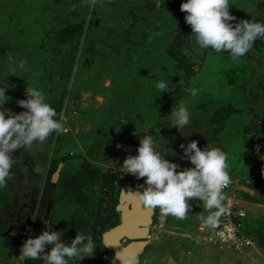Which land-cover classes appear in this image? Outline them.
<instances>
[{"label": "rangeland", "instance_id": "obj_1", "mask_svg": "<svg viewBox=\"0 0 264 264\" xmlns=\"http://www.w3.org/2000/svg\"><path fill=\"white\" fill-rule=\"evenodd\" d=\"M182 2L0 0V85L9 97L3 107L24 111L17 101L36 87L68 129L12 154V174L0 187V264H44L18 256L23 242L45 229L68 242L77 232L93 236L94 255L69 264H111L115 252L104 234L122 222L125 187L144 183L120 165L146 135L181 167L192 166L181 144L223 150L232 180L224 202H235L245 217L241 241L231 244L208 239L202 218L210 210L202 201H190L184 219L148 209L136 264H264V39L236 60L201 49ZM229 4L237 21L264 20V0ZM9 58L25 60L26 70L9 75ZM161 79L170 93L157 89ZM181 101L191 113L183 133L171 118Z\"/></svg>", "mask_w": 264, "mask_h": 264}, {"label": "clouds", "instance_id": "obj_2", "mask_svg": "<svg viewBox=\"0 0 264 264\" xmlns=\"http://www.w3.org/2000/svg\"><path fill=\"white\" fill-rule=\"evenodd\" d=\"M229 0H183L180 10L185 12V22L190 25L195 44L201 49L228 52L233 60L245 56L257 39H264V20L245 19L237 21L230 13ZM9 75H16L17 69L26 70V61L16 62L9 58ZM7 84L0 85V187L6 185L12 174V154L18 149H28L35 143L44 142L52 133L67 132L65 124L58 119L57 111L46 100L45 93L36 88L25 90V99L17 101L25 109L15 113L3 105L9 99ZM162 92L172 88L161 79L156 84ZM192 95L196 89H191ZM172 127L183 133L190 123L191 113L181 101L171 111ZM197 140L181 144L184 156L192 165L181 167L165 158L162 149L154 145L151 135L139 140L136 155H127L120 167L124 174H130L144 183L137 185L135 198L148 209H159L161 218L187 217L190 201L199 200L210 210L202 222L214 227L227 209L224 188L232 180L227 171L226 153L217 147L206 145L203 149ZM120 147V145H118ZM159 150V151H158ZM176 155V153H175ZM215 211H212V210ZM61 231L43 230L37 236H29L21 245L18 259H42L44 264H69L72 259L79 262L92 257L97 244L92 235L77 232L70 242L62 239ZM109 247V246H107ZM111 264H135L133 258H124L117 252Z\"/></svg>", "mask_w": 264, "mask_h": 264}, {"label": "bare ground", "instance_id": "obj_3", "mask_svg": "<svg viewBox=\"0 0 264 264\" xmlns=\"http://www.w3.org/2000/svg\"><path fill=\"white\" fill-rule=\"evenodd\" d=\"M56 179V177H55ZM130 189V191H129ZM136 188H132L131 186H126L124 191H123V196H122V200H123V204L124 206V217L126 220V226H124L121 231L119 230V232H124L127 234V237L129 239L133 238H139V237H146L148 234V226H149V222H150V211L148 210V208H146L145 206H143L134 196L133 192H135ZM126 204V206H125ZM128 206L131 208V206H133V209L131 211H129L127 208ZM140 228H142V230H140ZM118 231H116L115 233L110 235V241H112V243L115 245V240L117 239V233ZM141 233V234H140ZM121 244L123 245L122 241ZM143 244H145L144 242L140 245L143 246ZM137 244H132L130 248L124 250L123 252H121L122 257L124 258H133L134 256V251L137 249L136 247ZM123 246H127V245H123Z\"/></svg>", "mask_w": 264, "mask_h": 264}, {"label": "built area", "instance_id": "obj_4", "mask_svg": "<svg viewBox=\"0 0 264 264\" xmlns=\"http://www.w3.org/2000/svg\"><path fill=\"white\" fill-rule=\"evenodd\" d=\"M230 189V184L224 188V192ZM227 211L219 217L214 227L208 228V239L224 243L237 244L241 241L240 229L245 213L237 210V204L232 200L224 202Z\"/></svg>", "mask_w": 264, "mask_h": 264}, {"label": "water", "instance_id": "obj_5", "mask_svg": "<svg viewBox=\"0 0 264 264\" xmlns=\"http://www.w3.org/2000/svg\"><path fill=\"white\" fill-rule=\"evenodd\" d=\"M56 178L58 177V174H56V176H55ZM123 196V195H122ZM123 199V198H122ZM121 203L123 204V200L121 201ZM122 206H124V205H121V210H122V222H121V224L119 225V226H117V227H115V228H113L112 230H110V231H108L107 233H105L104 234V241H105V243H106V245L107 246H109L110 248H112L113 250H114V252H115V254L117 253V252H120V254H121V252H123L124 250H126V249H128V248H130L131 247V245L132 244H137L136 245V247H137V249L134 251V256H133V259L135 260V264H136V261H137V256H138V254L141 252V250L144 248V246H145V244H143V246H140L143 242H141V241H137V239L138 238H135L134 239V242H132L131 244H129V245H127L126 247L125 246H123L122 244H121V241H123L124 239H126V238H128L127 237V234L126 233H124V232H119V230L121 231V229L124 227V226H126V220H125V217H124V209H123V207ZM125 206H126V204H125ZM51 208V205H49L48 206V209H50ZM129 211H131L132 209H133V206H131V208L128 206V208H127ZM50 210H48V212H49ZM31 222H32V218L31 217H28L27 218V221H26V230H25V232H24V236H26V234H27V232H28V230L30 229V227H31ZM123 230V229H122ZM140 230H142V228H140ZM116 231H118L117 233V239L115 240V245L112 243V241H110L109 239H110V235L111 234H113V233H115ZM141 234V233H140ZM141 238H144V237H141ZM131 239H133V238H131ZM19 250V243L17 244V251ZM122 256V255H121Z\"/></svg>", "mask_w": 264, "mask_h": 264}, {"label": "flooded vegetation", "instance_id": "obj_6", "mask_svg": "<svg viewBox=\"0 0 264 264\" xmlns=\"http://www.w3.org/2000/svg\"><path fill=\"white\" fill-rule=\"evenodd\" d=\"M129 191H130V189H129Z\"/></svg>", "mask_w": 264, "mask_h": 264}]
</instances>
